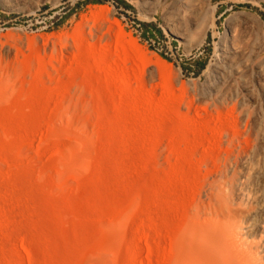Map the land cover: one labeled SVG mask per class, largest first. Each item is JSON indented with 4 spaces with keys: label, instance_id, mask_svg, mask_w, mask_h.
I'll use <instances>...</instances> for the list:
<instances>
[{
    "label": "rangeland",
    "instance_id": "obj_1",
    "mask_svg": "<svg viewBox=\"0 0 264 264\" xmlns=\"http://www.w3.org/2000/svg\"><path fill=\"white\" fill-rule=\"evenodd\" d=\"M115 1L0 6V264H173L209 183L257 143L236 102L200 95L251 5L212 0L217 35L187 45L165 29L174 0L153 16Z\"/></svg>",
    "mask_w": 264,
    "mask_h": 264
},
{
    "label": "bare ground",
    "instance_id": "obj_2",
    "mask_svg": "<svg viewBox=\"0 0 264 264\" xmlns=\"http://www.w3.org/2000/svg\"><path fill=\"white\" fill-rule=\"evenodd\" d=\"M61 1L0 0V6L5 12L31 15L43 5ZM136 1L153 16L166 0ZM211 2L174 0L173 11L164 17L165 29L187 45L190 30H198L195 44L201 45L210 30L218 33L214 29L219 7ZM242 4L251 6H242V24L233 18L226 21L214 61L204 69L206 83L200 95L213 105L236 102L257 143L229 170L227 179L209 183L205 201H197L194 219L178 234L173 264H264V33L247 25L257 18L246 11L264 7V0H242ZM118 77L128 88L122 75Z\"/></svg>",
    "mask_w": 264,
    "mask_h": 264
},
{
    "label": "trees",
    "instance_id": "obj_3",
    "mask_svg": "<svg viewBox=\"0 0 264 264\" xmlns=\"http://www.w3.org/2000/svg\"><path fill=\"white\" fill-rule=\"evenodd\" d=\"M115 3L117 5H119L121 8H123L124 10L127 11H133V7L131 5H129L127 2H125L124 0H116ZM264 20V16L262 18ZM144 26V24H141ZM158 35H160V32L158 30H156ZM204 68V64H199V66L197 67V71H201Z\"/></svg>",
    "mask_w": 264,
    "mask_h": 264
}]
</instances>
